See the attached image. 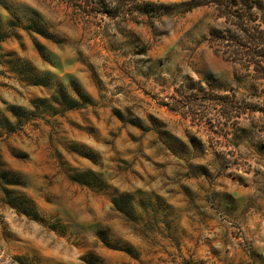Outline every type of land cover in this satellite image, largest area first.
Returning a JSON list of instances; mask_svg holds the SVG:
<instances>
[{
  "label": "rangeland",
  "instance_id": "1",
  "mask_svg": "<svg viewBox=\"0 0 264 264\" xmlns=\"http://www.w3.org/2000/svg\"><path fill=\"white\" fill-rule=\"evenodd\" d=\"M216 14L0 0V264H264V86Z\"/></svg>",
  "mask_w": 264,
  "mask_h": 264
},
{
  "label": "trees",
  "instance_id": "2",
  "mask_svg": "<svg viewBox=\"0 0 264 264\" xmlns=\"http://www.w3.org/2000/svg\"><path fill=\"white\" fill-rule=\"evenodd\" d=\"M217 12L218 26L209 32L215 55L240 67L255 85L264 86V0H202ZM256 87V86H255ZM264 90V89H262ZM234 104L227 95H214ZM264 112V108L261 109Z\"/></svg>",
  "mask_w": 264,
  "mask_h": 264
}]
</instances>
